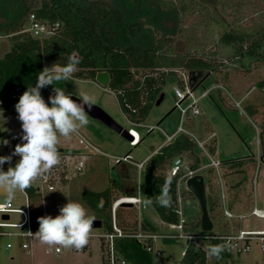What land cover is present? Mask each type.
I'll return each mask as SVG.
<instances>
[{
  "label": "rangeland",
  "instance_id": "rangeland-1",
  "mask_svg": "<svg viewBox=\"0 0 264 264\" xmlns=\"http://www.w3.org/2000/svg\"><path fill=\"white\" fill-rule=\"evenodd\" d=\"M172 1L182 12L180 32L174 38V50L178 53L210 57L219 61L220 67L211 71L204 83L193 90L186 69L176 68L175 73L167 74L162 91L165 94L164 100L160 105H156L155 102L149 117L141 126L128 120L116 93L108 86L89 79L73 78L68 81L66 92L77 97L80 93L93 96L94 104L102 107L119 124L128 130H137L138 133L134 132L140 142L138 145L131 143L90 115H88L89 123L72 134L70 139L60 137L59 146L65 149L61 155L62 159L66 156L72 162V166L67 169V179L56 181L53 191L48 189V183L42 182V178H39L32 183L34 190L27 189L24 192L16 190L15 198L12 200L14 206L18 208H24L27 203L29 204L34 231L39 228L38 217L59 215L60 207L67 203L68 198L80 202L87 209L89 216L98 219L96 210L85 200L83 192L101 191L108 188L112 180L122 181L120 166L126 163L136 185L134 188L137 191L140 187L139 191L144 202L140 208L120 206L125 228L132 227L133 222L141 217L152 223L161 235L179 234L181 232L179 225L164 222L154 206L145 203L147 199L143 189L144 168L140 167L154 149L169 143L168 137L175 132H185L197 142L195 154L200 158L201 168L196 174L202 175L205 179L209 215L214 225L211 231H203L209 234H224L228 232L229 225L240 223L238 219L226 215L221 198L222 191L227 195L239 191L244 198L254 195L256 191L259 213L248 216L243 222L250 228L264 231V175L262 174L264 162H261L262 169L256 188L253 179L258 167L254 160L247 161L248 164L244 165L246 179L239 187L235 185L233 187L231 183L240 177L238 174L240 172L235 171L237 169L231 171L229 164L222 162V160L253 155L257 159L260 158L262 148L259 139L264 126V61L246 58L240 62L233 56L234 47L224 43L222 37L232 28L256 29L258 26H264V0H196L193 3L191 0ZM183 2L189 5L188 9H182ZM8 49V39L0 37V56ZM176 88L184 93V99H178ZM204 92L207 93L203 95ZM195 99L200 113L195 114L193 108L183 113V109L188 108ZM45 101L48 102V98ZM239 101H243L240 107ZM249 104L257 108L256 115L253 116L247 111L246 106ZM17 117L15 105L0 109V140L7 139L10 142L7 146L0 145V155H10L15 145L20 143L13 139L14 133H22L21 122ZM211 147L215 148V153H212ZM179 157L184 161L182 171L188 172L195 157L191 153H183ZM177 158L174 159L173 164ZM18 159L19 157L14 156L12 164L14 165ZM80 159L85 160V167L83 171L75 172L72 168L73 164ZM212 160L220 162L218 168L209 166ZM120 161L123 163L121 164ZM3 167L7 171L9 165L6 163ZM56 168V173L59 174L62 170L61 165ZM170 169L168 171H171ZM188 179H181L180 190L187 188ZM125 183L130 190L131 186L127 180ZM6 198V190L0 188V203ZM250 208L244 209L245 214L250 213ZM179 212L181 223H192L201 219V204L194 193L182 198ZM233 212L240 211L233 210ZM10 216L11 222L18 223L23 220V215L20 213L12 212ZM106 231L109 230L103 223L101 228H92L91 234L101 235ZM22 240L29 243V249L20 246ZM103 241L102 238L94 236L83 250L61 247L62 252L57 253L55 250L57 246L49 247L35 237L23 239L16 236H0V264H104L106 255L103 253ZM8 242L13 243L12 248L7 247ZM198 243L208 251L212 241L204 239L199 240ZM187 245V239H157L154 247L155 250L162 252V256L158 257L154 254V264H182L183 252ZM230 253L228 258L223 259L208 255L207 264H261L264 261V252L257 241L252 242V250L249 253L240 255Z\"/></svg>",
  "mask_w": 264,
  "mask_h": 264
},
{
  "label": "trees",
  "instance_id": "trees-1",
  "mask_svg": "<svg viewBox=\"0 0 264 264\" xmlns=\"http://www.w3.org/2000/svg\"><path fill=\"white\" fill-rule=\"evenodd\" d=\"M188 6L182 3V9H188ZM33 13L39 21L50 26L59 23V26L47 37L36 36L29 30ZM181 23L182 12L172 0H0V37L9 41V49L0 56V109L15 105L18 100L12 98L13 92L17 88L24 92L27 86L34 85L38 72L45 66L50 67L55 62L66 63L68 55L75 53L81 62L72 79L96 80L99 72L107 71L110 74L108 87L116 93L123 113L131 122L142 124L162 93L167 74L175 73L176 68L186 69L193 90L221 65L210 57L174 50V38L180 32ZM222 41L234 47L233 56L240 62L246 58L264 61L262 25L256 29L232 28L223 34ZM66 85L67 82H61L54 86L65 88ZM52 87L41 89L44 99L53 94ZM246 109L253 116L258 112L252 104ZM260 138L264 160V126ZM196 147V141L187 133L180 132L169 143L154 149L156 152L144 163L145 198L153 199L152 205L166 223L180 224L179 195L183 198L193 194L189 189H179L182 172L174 175L168 170L174 159L183 153H191L195 157L190 165L192 170L200 169ZM210 150L215 153V148ZM253 159L243 157L222 162L228 163L232 170L245 172L243 165ZM123 166L128 165L123 163ZM123 166H120L122 181L112 180L111 185L101 191L83 192V197L96 210L98 219L108 230H112L115 198L138 192L134 188L129 166ZM64 175L65 172H62V181L67 179ZM167 177H171L172 205L163 208L154 202V198L160 193ZM125 180L130 184V190ZM34 189L31 186L28 190ZM117 220L125 228L120 207ZM144 225L157 231L148 221H144ZM183 226L188 233L202 230L201 219L183 223ZM211 241V245L221 244L217 239ZM116 247L123 257L134 264H154L153 254L134 238H119ZM230 255L225 250L221 258ZM207 258V250L202 245L188 241L182 264H207Z\"/></svg>",
  "mask_w": 264,
  "mask_h": 264
},
{
  "label": "clouds",
  "instance_id": "clouds-1",
  "mask_svg": "<svg viewBox=\"0 0 264 264\" xmlns=\"http://www.w3.org/2000/svg\"><path fill=\"white\" fill-rule=\"evenodd\" d=\"M80 62V58L72 53L66 63L55 62L50 67L45 66L38 72L35 84L27 86L15 104L17 118L21 122L22 142L15 145L10 155H0V188L7 192L6 200L0 203V210L11 205L16 190L24 192L33 181L50 174L61 164L60 137L70 139L72 134L89 123L85 108L91 109L95 98L80 93L79 99H73L65 88L54 86L70 81ZM48 86H53V94L46 102L41 89ZM9 143L7 139L0 140V145L7 146ZM14 156L19 159L13 165ZM6 163L9 165L7 171L3 167ZM170 184L171 177H167L160 193L154 198L160 207L170 208L172 205ZM145 203L152 204L153 199ZM37 221L38 230L34 234L28 232V235L49 247L81 250L89 243L95 217L89 216L80 202L68 198L67 203L60 207L59 215L40 216ZM228 248L227 243L209 245L207 254L220 259L221 253Z\"/></svg>",
  "mask_w": 264,
  "mask_h": 264
},
{
  "label": "built area",
  "instance_id": "built-area-1",
  "mask_svg": "<svg viewBox=\"0 0 264 264\" xmlns=\"http://www.w3.org/2000/svg\"><path fill=\"white\" fill-rule=\"evenodd\" d=\"M30 27L29 30L33 32L36 36H49L55 28L59 26V23H55L53 26H50L42 21H39L35 14H31L30 16ZM254 89V87H253ZM22 91L17 88L13 94L12 98L15 100H19V97L22 95ZM207 92H204L203 95H205ZM176 96L178 99H184V93L179 89L176 88ZM238 106H241V101L238 102ZM190 108H193V111L195 114H199L200 110L197 107V99L193 100V102L189 105L188 108L183 109V113L187 112ZM134 132V130H131ZM22 133H14L13 139L16 141L22 142L20 140V136ZM172 135L168 137V139H171ZM139 137H136L134 142L138 144ZM260 143V140H259ZM98 150V149H97ZM99 151V150H98ZM126 159V158H124ZM62 170L59 172V174L56 173V167L52 170L50 174H46L44 177H42V182L48 183V189L49 190H55L54 183L56 181L62 180V172H65L64 177L67 178V169L72 166V162L68 159V157H64L61 162ZM184 165V161L182 158H177L172 166V174H178L182 172V175L179 179V182L183 178H190L194 175H196L197 170L189 169L188 172H183L182 168ZM220 165V162H217L215 160H212L209 166H213L218 168ZM143 166V163L140 164V167ZM85 167V160L80 159L76 161L73 164V170L75 172H81L83 171ZM261 173L260 165H258V170L254 176L253 182L254 184L257 183V179ZM222 197L224 198L225 195L222 194ZM182 200V196L179 195V204ZM143 199L140 194V191L136 195H129V196H120L115 198L112 206V230L106 231L105 233L101 235H93L90 234L89 243L84 247L86 248L90 244V240L94 236H98L102 238L104 249L103 253L106 255L105 263L104 264H134L125 257H123L117 247H116V241L119 238H134L139 242L148 252L152 253L153 255L156 254L158 257L162 256V252L160 250H155L154 242L157 239L160 238H180V239H187L188 241H193L195 243H198L199 240H213L217 239L222 243L229 244V248L227 249L228 252H234L236 254H244L249 253L252 250V242L257 241L259 243L260 249L264 252V232H255V231H245L243 229L239 230L235 233H229V234H209L205 233L203 230L202 232H194V233H188L184 231L183 223L180 222L179 226L181 229V232L177 235H161L157 231H152L150 229H147L144 225V220L141 217H138L136 223L134 226L130 227L129 229L122 228L120 226L118 220H117V210L120 206L126 205V204H132V206H137L140 208L142 205ZM3 203V202H2ZM20 213L23 215V220L21 222L15 223L11 222V216L10 213ZM258 212L257 208L252 209L251 215H256ZM225 213L230 218H237L238 220H242L246 217L243 213H233L228 209H225ZM0 236H16L19 238H32L34 236H30L27 233L32 232L33 234L36 232L32 228L31 219H30V206L27 203L24 208H18L15 207L13 203H11L10 206L5 207L3 210H0ZM8 214L9 218L4 219L3 216ZM199 244V243H198ZM20 246L24 249H29L30 245L28 242L22 240L20 243ZM8 248L13 247V243L8 242L7 243ZM83 248V249H84ZM81 249V250H83ZM56 252L60 253L62 252V248L57 246ZM76 250V249H75ZM185 254V251L183 252V255ZM264 264V261L263 263Z\"/></svg>",
  "mask_w": 264,
  "mask_h": 264
},
{
  "label": "water",
  "instance_id": "water-1",
  "mask_svg": "<svg viewBox=\"0 0 264 264\" xmlns=\"http://www.w3.org/2000/svg\"><path fill=\"white\" fill-rule=\"evenodd\" d=\"M96 81L103 86H109L110 83V74L107 71L99 72L96 76ZM165 94L161 93L159 98L156 101V105H160L164 100ZM73 99H79V97L73 95ZM87 114L92 118L99 120L104 123L111 129L118 132L120 135L128 139L130 142L135 141V135L131 130L126 129L124 126L119 124L108 112H106L99 105L94 104L91 109L85 108ZM61 153L65 151L63 147H60ZM222 157V154L220 155ZM187 188L194 193V195L199 199L201 208H202V216H201V228L204 231H211L214 227L213 222L209 215L208 202H207V190L205 179L202 175L196 174L190 177L187 181ZM132 206V204H126ZM4 219H8L9 215L6 214L3 216ZM103 227V221L101 219H95L93 223V228H101Z\"/></svg>",
  "mask_w": 264,
  "mask_h": 264
},
{
  "label": "crops",
  "instance_id": "crops-1",
  "mask_svg": "<svg viewBox=\"0 0 264 264\" xmlns=\"http://www.w3.org/2000/svg\"><path fill=\"white\" fill-rule=\"evenodd\" d=\"M243 101H241V103H242ZM143 124V123H142ZM142 124H136V125H142ZM132 130H134V131H136L137 132V130H135V129H132ZM135 133V132H134ZM138 133V132H137ZM177 132H175L174 134H172V138L171 139H168V141H171L172 139H173V137L175 136V134H176ZM260 140V145H261V148H262V143H261V138L259 139ZM139 144V143H138ZM164 144H162L161 146H163ZM161 146H159L158 147V149L161 147ZM154 152H156V151H152V153H151V155L154 153ZM150 155V156H151ZM149 156V157H150ZM149 157L148 158H146L145 160H143V166H144V163H145V161L147 160V159H149ZM250 157H254V161H255V164H256V166L258 167V165H260V168H261V162H264V160H262V149H261V153H260V158L259 159H257V158H255V156L253 155V156H250ZM249 158V157H248ZM124 160V159H123ZM261 160V161H260ZM249 161H251V160H249ZM260 162V163H259ZM248 164V162H246L244 165H247ZM243 165V169L245 170V166ZM143 166L141 167V168H143ZM262 169V168H261ZM231 171H233V170H231ZM239 175H240V177L239 178H237L236 180H234V181H232V183H231V185L233 186V187H235V186H237V187H239L240 185H241V181L243 180V179H246V176H244V175H246V170H245V172H240V173H238ZM263 175H264V171H263V173H262ZM233 175H236V174H233ZM245 177V178H244ZM244 181V180H243ZM220 184H221V186L223 185L222 184V180H220ZM256 184H258V181H257V183ZM256 184H255V188H256ZM235 185V186H234ZM139 189H140V187H139ZM139 189H138V191H139ZM186 189H188V188H186ZM223 190V189H222ZM256 190V189H255ZM138 193V192H137ZM222 194H224L225 195V197L223 198L222 197V195H221V198H222V201H223V205H224V208L225 209H228V210H230L231 212H233V210H237V211H240V212H236V213H243V214H245V210L244 209H246V208H250V213H246L245 215H246V217L245 218H247L248 216H250L251 215V211H252V209H254V208H257V205H258V201H257V197H256V191H255V193H254V195H249V196H247V197H243V195H241V193L239 192V191H236V192H234L232 195H227L224 191H222ZM142 199H143V196H142ZM143 202H144V199H143ZM142 202V203H143ZM253 204V205H252ZM258 209V208H257ZM234 213V212H233ZM259 213V210H258V212H257V214ZM256 214V215H257ZM244 218V219H245ZM143 219V218H142ZM235 219H237V218H235ZM244 219H242V220H239V222L240 223H237L236 222V224H234V226L233 225H229L227 228H228V232L227 233H224V234H229V233H235V232H238L239 230H241V229H243V230H245V231H255V232H264V231H261V230H257V229H253V228H250V227H248V226H246L245 224H244V222H243V220ZM144 221H148V220H146V219H143ZM149 222V221H148ZM152 224V223H151ZM153 225V224H152Z\"/></svg>",
  "mask_w": 264,
  "mask_h": 264
},
{
  "label": "bare ground",
  "instance_id": "bare-ground-1",
  "mask_svg": "<svg viewBox=\"0 0 264 264\" xmlns=\"http://www.w3.org/2000/svg\"><path fill=\"white\" fill-rule=\"evenodd\" d=\"M133 133H134V132H133ZM134 135H135V138L138 137V135H137L136 133H134ZM139 142H140V140H138V143H139ZM137 145H138V144H137Z\"/></svg>",
  "mask_w": 264,
  "mask_h": 264
}]
</instances>
